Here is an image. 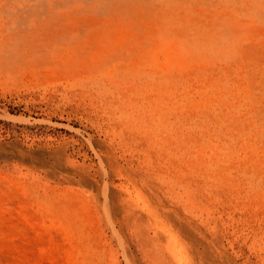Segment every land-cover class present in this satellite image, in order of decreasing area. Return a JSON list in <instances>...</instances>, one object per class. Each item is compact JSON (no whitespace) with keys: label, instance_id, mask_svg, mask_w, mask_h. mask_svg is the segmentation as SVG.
Returning <instances> with one entry per match:
<instances>
[{"label":"rangeland","instance_id":"1","mask_svg":"<svg viewBox=\"0 0 264 264\" xmlns=\"http://www.w3.org/2000/svg\"><path fill=\"white\" fill-rule=\"evenodd\" d=\"M0 264H264V0H0Z\"/></svg>","mask_w":264,"mask_h":264}]
</instances>
